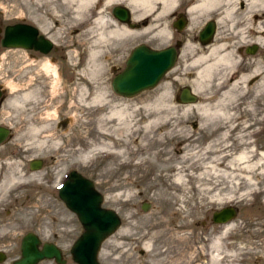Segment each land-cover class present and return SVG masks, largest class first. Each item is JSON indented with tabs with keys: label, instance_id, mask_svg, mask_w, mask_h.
Returning <instances> with one entry per match:
<instances>
[{
	"label": "rangeland",
	"instance_id": "obj_1",
	"mask_svg": "<svg viewBox=\"0 0 264 264\" xmlns=\"http://www.w3.org/2000/svg\"><path fill=\"white\" fill-rule=\"evenodd\" d=\"M31 1L32 11L37 10L42 15L44 30L49 29L52 21L57 22L58 29L53 34L56 48L47 54L33 52L30 59L24 50H6L0 55V83L6 90L5 98L0 104V126L9 127L11 130V135L0 144V185L10 179L14 181L4 196H0L1 229L25 231L38 227L48 240L55 239L67 256L70 245L82 231L76 215L58 195L59 186L72 169L93 180L95 188L103 196L102 206L113 209L121 219L119 227L101 245L98 253L101 264L112 259L113 255L110 253L116 256L128 248L122 242L127 228L134 231L130 235L133 238L130 252L131 256L137 257V262L150 260L152 253L157 252L156 258L161 264H173L178 259L183 261L181 264H197L200 262L197 255L188 251V231L194 225L189 220L199 221L215 208L233 205L239 209L234 221L253 217L264 221V174L258 172L259 170L252 172L254 182L240 176L235 180L220 178L213 181L216 183L214 186L212 181L191 174L196 169L200 172L202 164L199 161L190 159L191 162L186 158L175 159V162L171 160L175 156L177 143L184 136L187 145H184V141L179 145L184 147L183 151L192 146V150L201 148L198 151L201 158L205 155L201 151L202 147L198 145L197 136L205 135L206 121L202 120L201 123L195 112L187 120V115L180 109L182 105L176 100L181 89L191 87L190 82L194 79L187 74L191 69L185 65V59L180 57L154 88L129 98L114 92L111 81L125 67L131 50L139 44L150 48L164 47L169 43L166 29H163L165 32L161 36L149 31L131 35L121 41L112 38L106 44L108 49L99 57L102 68L91 76L88 66L92 63L87 60L89 37L87 33L77 36V31L71 32L81 23L75 18L70 2ZM28 2L3 0L0 3L3 9H0L5 16L22 17L26 13ZM179 2L184 7L188 0ZM43 8L50 12L46 20L43 17ZM55 10L62 14L56 16ZM205 19L198 14L197 24H190L191 29L186 31L192 34L191 44H197L193 37ZM51 64L55 66L49 68ZM46 65L48 71L51 69L49 72L45 71ZM233 65L218 67L214 80L216 83L208 85L202 91L203 94H195L197 102H200L201 95L214 93L219 81H226ZM52 68L57 70L56 74ZM178 75L179 79H175ZM78 81L89 83L87 92L90 95L85 96L86 101L80 102L81 105L75 101V84ZM226 83L229 84V81ZM13 85L15 87L11 89ZM97 85L104 88L107 103L91 107L86 102L90 101ZM37 86L40 92L38 105L32 107V104L26 103L22 108L11 104V99L16 94L25 91L27 87L34 89ZM79 86L76 89L79 90ZM56 89L57 92L53 93L52 90ZM165 90L168 92L167 96L163 95ZM235 93L236 90L233 94ZM109 99L113 102H108ZM57 107L56 116L45 122L51 125L53 140H57L58 145L36 144L47 134L42 133L30 139L26 116L37 114L40 119L35 124L40 125L44 122L42 113L49 112L53 116V108ZM114 107L126 109V115L121 120L115 117L98 120L99 116L107 114ZM27 111L30 112L28 115ZM246 131L247 129L239 130L241 135L235 140L237 144L240 143L237 152L243 148L252 150L253 143L244 144L248 140ZM187 134L191 137H186ZM192 138L193 142L190 143ZM91 149L95 151L87 159L80 158L82 153ZM200 157L197 156L196 159L201 160ZM34 159L43 161L39 169L30 168V162ZM253 159H256L255 156ZM187 163H190L193 170L190 174ZM175 165L180 166V172L184 173V186L173 184L174 172L171 170ZM204 181H208L217 190V194L216 191L207 195L201 192ZM191 188L195 190L191 192ZM145 204L147 210L144 211L142 206ZM246 231H238L233 241L230 238V243H223L221 241L225 238L218 237L226 248L218 252L219 255L223 254L220 263H256L252 257L253 252L248 247L254 242L250 240L251 234ZM54 233L56 237L53 238ZM12 235L14 238L10 240L11 243L17 239L18 234L15 232ZM140 237L151 241V247H140ZM262 243L264 244L263 241ZM231 248L235 252L229 257L226 250L230 251ZM163 251L167 252L163 255ZM207 251L209 253L210 248ZM258 253L264 255V247ZM125 256L121 254V257L112 260L120 262ZM67 258L66 264H75L70 255ZM202 258L204 259L203 255ZM48 264L53 262L48 261ZM207 264H210V258H207Z\"/></svg>",
	"mask_w": 264,
	"mask_h": 264
},
{
	"label": "bare ground",
	"instance_id": "obj_2",
	"mask_svg": "<svg viewBox=\"0 0 264 264\" xmlns=\"http://www.w3.org/2000/svg\"><path fill=\"white\" fill-rule=\"evenodd\" d=\"M62 1L63 3L70 2L72 12H75L74 13L75 18H78L80 20V23H83L86 21L85 17L86 18L88 17L87 15L88 14L87 12L89 11L88 7L89 5L92 4L93 0H62ZM106 1H107V8L116 1L126 2L128 5H130V7H132L134 12L138 8V17H145L148 15L154 16V14L156 13V20H155L156 24L154 25V20H151L148 26L143 27L140 30L132 29L130 27L128 28L120 27V26L117 27L115 26L113 21L110 18H108L107 14L104 12L105 9H102V10H99V12H96L94 15V19H92L89 24L87 23L83 24L80 27V29L77 30V33H76L77 36L80 34H85V33L88 34V37H89L88 39L90 41V44L87 46L89 48L88 53H87V60H89V63H92L91 65L88 66L90 70L89 73L91 76L94 75L97 72V70L102 68V63L100 62L99 57L101 56V54L103 55L104 54L103 52H105L108 49L106 44L108 43L109 40H111L112 38H115L118 41H121L122 39L127 38L131 35L141 34V33L149 32V31H153L155 35L164 33L165 32L163 31L164 28H160L162 27V24L160 26H158L157 24L159 22L157 16L158 17L162 16V18L166 17L167 19H171L172 15L176 14L177 11L179 10V4H180L179 1L181 0H106ZM246 1L247 3L245 5L247 7L248 12L251 11L252 10L251 8H253L254 6L264 11V0H246ZM234 2H235L234 0H194L190 4L187 10V13H186L187 15L186 17H188V20H189V22H187L188 29L189 30L191 29L190 24L191 25L197 24L196 20H197L198 14L201 16H204L205 18L206 17L208 18L209 16H211L213 12H215L216 14L215 16L217 15L219 16L218 23L222 24V20H224L227 23L225 19H228V20L233 19V14L235 13L234 12ZM223 6L225 7V10L219 12L218 9H220ZM55 15L58 16V14H55ZM182 15H183L182 17L186 19L183 13ZM236 34L240 35L241 31L236 32ZM190 39L192 40V36L190 37ZM226 39L227 38L224 37V32L222 31V28L220 27L219 32L218 34H216L213 42L208 46L203 47V46H199L198 44L196 46V44L193 45L190 43L191 40L186 41L187 44H185L184 46L181 57H182V60L185 59L184 60L185 65L191 69V71L187 73L188 76L194 77V79L190 82L192 85H190L191 87H189V89H191L190 91L193 92L194 95L197 93L203 94L202 91L204 92L206 88L208 87V85H212V84L214 85L216 83V82L214 83V80H215V74L217 73L218 67L224 66V65L231 66L232 64H235V60L237 57L233 49L234 47H231L232 45L226 46V44L223 43V40H226ZM153 50H161V49H153ZM184 56L185 57L187 56V57L183 58ZM53 66L55 65L51 64L49 65V68ZM73 66L75 65L73 64ZM44 67L47 68L48 65ZM50 70L51 69H49V71ZM45 71H48V68L45 69ZM52 71L54 72V74L57 73V70H55L54 68H52ZM250 75H251L250 73L246 75H241L238 80L229 82V84L226 83L227 81H229L228 79H226V81L224 82L219 81L217 90L214 93L209 92L211 95L210 94L201 95L200 102H197V95H196V101H193V102H181V100L178 98V96L180 97V95L176 97V100L182 105L180 106L181 107L180 109L181 110L183 109L184 115H187L186 119L188 120L189 118H191L192 113L195 112L196 116L197 115L199 116L201 123H202V120L206 121L205 122L207 124L205 125L206 131L204 132L205 137H207L208 135H212V136H210L208 141L203 143V145L201 146L202 153L203 151L205 152V155L202 156L203 158L200 157V153L198 152L201 148L196 149V150L191 149L189 153L186 152L187 150L183 151L182 149L183 146L181 147L179 145L182 144L183 141H184L183 142L184 145L185 144L187 145L186 138L184 136L182 141H179L177 143L178 147L174 149L175 156L171 157L172 162H175V159L180 160L181 158H186L191 162L192 160L190 159H193L194 161H199L202 164L199 169L200 172L196 171L197 169L193 172V170L191 169L190 163H187L186 167H189V170H190L189 174L190 172H193L191 174H196V176L198 177H203L204 179L212 181L211 182L212 184H214L213 181L218 180L220 178L226 179V180H235L239 178L240 176H242L244 179L250 182H254L253 180L254 175L252 174L253 171L257 172L259 170L258 172L264 174V151L260 153H253L254 152L253 148L252 150L243 148L240 152L232 153V151L234 150L232 146H230L231 141L236 140V138H233L232 135H230V133L236 130L237 124L238 125L241 124L237 122L239 118L238 114L240 110L242 109V110L249 112L248 109L250 106L247 105L246 102L241 103L238 100L239 98H242V94L243 96L245 95V92L243 91L244 86H241L242 85L241 83L246 79V77L247 78L250 77ZM175 79H179V75L175 77ZM262 83L264 84V78H263ZM57 84H59V81L57 82ZM88 84H89L88 82H84V81H80V82L78 81L75 84L76 85L75 101H78L79 103L78 105H81L80 102L86 101L85 96L90 95L87 92ZM77 86H79V90L76 89ZM227 86L228 88L225 89V87ZM13 87H15V85L11 86V89ZM38 87L39 86L35 87L34 89L30 87L25 88L24 89L25 91L19 92L18 94H16L15 98L11 99V104L15 105L16 107L22 106V108L25 107L26 103H27L26 105L32 104L33 105L32 107L38 105L39 98H40L38 96L40 95ZM56 88L59 89L58 87ZM57 89L52 90L53 93H56ZM235 90L237 92L235 94L239 95L238 97L236 96L234 97L235 94L233 93L235 92ZM167 93H168L167 90H165L163 95L165 94L167 96ZM92 94L93 95L90 101L86 102L87 104H89V106L98 107L100 105H104L105 103H107L106 101L107 95H105L104 88L102 86L97 85L95 88V91ZM156 101H158V99ZM108 102H113V101L109 99ZM59 107L53 108L54 110L52 114L53 116H51L49 112L42 113L43 115L42 116L40 115V116L42 117L44 122L40 125L35 124V122L38 119H40V117H38L37 114H35L34 116L32 114L30 116H26L28 119L27 130H28V133H29L28 136L30 139L35 138L36 136L38 137V135L39 134L41 135L42 133L47 134L42 139L38 140L36 144L41 145V146H45L47 144H51L53 146L58 145V141L53 140L54 139V137H52L53 129L51 125L45 122V120H50L51 117H55L56 114L58 113ZM29 113H30L29 111L26 112L27 115ZM123 115H126L125 108L120 107L117 109L116 107H114L110 109V111L107 112V114H103V116H99L98 120L102 121L104 118L108 119V118H113V117L121 120ZM181 128L183 129V127ZM100 129H101V126H100ZM243 130H246V128H244ZM209 132L211 134H208ZM246 136L248 137V140H249L250 136L248 135ZM186 137L189 138L191 136L190 134H187ZM197 138L200 140L199 136H197ZM248 140H246L244 144L246 143L249 144L250 142H248ZM192 142H193V138L191 139L190 143ZM94 151L95 149L86 151L80 155V158L87 159L89 155ZM197 156H199L201 160L196 159ZM254 156L256 158L255 160L253 159ZM175 166L176 167H173L171 170L172 172H174L172 173L173 181H174L173 184L184 186L183 185L184 173L180 172L181 170V169L179 170L180 166H177V165ZM243 171H246V173H243ZM186 173L188 172H185V174ZM13 182H14L13 179L12 180L10 179L6 182H3L0 185V196L1 197L4 196L5 191L12 185ZM203 183H204V186L202 187L201 192H204V194L207 195L210 192L211 194H213L216 191L215 194H217V190H214L213 187L210 186L208 181H204ZM214 186H216V183L214 184ZM191 190H195V189L191 188ZM173 193H176V192L173 191ZM145 206L147 205L145 204ZM230 226H232V224L225 225L224 228L225 227L229 228ZM125 234L126 235L124 239L122 240V242L126 243V246H128V248L124 249L122 252L127 254L126 255L127 259H130L131 256L129 254L131 253L130 248L132 246V240H133V238L130 235L134 234V231H130L127 228L125 229ZM141 237L138 239L139 241L138 245H140V247L150 248L152 245L150 244L151 241L149 240L146 241L144 240V238H141ZM221 242H220V239H218L217 237H214L209 242L207 249L210 248L211 251H209V253L207 251L208 257L207 256L206 257L210 258V264L225 263V262L220 263L222 262L221 258H223V254L219 255L218 253V252H221V250L226 249ZM166 252L167 251H163L162 254L164 255ZM226 252L227 254H229V257H231V255H233L232 253L235 251L231 249L230 251L226 250ZM168 253L170 254L171 252L169 251ZM152 254H151L152 256L149 257L150 260L147 259L146 264H161L160 260L156 258L157 252H153ZM116 256H117L116 258L121 257V255H116ZM113 258L114 256H112V259ZM182 262L183 261L181 259L180 260L178 259V260H175L173 264H181ZM99 263L101 264L100 261Z\"/></svg>",
	"mask_w": 264,
	"mask_h": 264
},
{
	"label": "flooded vegetation",
	"instance_id": "obj_3",
	"mask_svg": "<svg viewBox=\"0 0 264 264\" xmlns=\"http://www.w3.org/2000/svg\"><path fill=\"white\" fill-rule=\"evenodd\" d=\"M28 1L29 2L26 7V13L22 17L5 16L1 11V9L3 8L0 4V55L3 51L11 49L24 50L29 59L31 58L33 52L41 53L39 51L34 50L33 48L5 47L2 45L6 29L8 27H13L17 25H19V28L24 29V37L26 39L28 38L29 42L31 41V31L35 29L36 40H38L40 36H43L47 39L49 38L48 40L52 43V49L50 51L56 48V42L54 41L53 34L54 32H57V22L52 21L49 26V29L44 30L42 28V15L37 10H35V12L32 11V1ZM193 1L194 0H188L186 6L184 7H181V5H179V10L176 14L172 15L171 19H167L166 17L162 18V16H157L159 21L157 23L158 26L162 24V27L160 28L166 29L169 33V43H167L164 47H156L153 49H162L169 46L174 47L176 51V58L173 67L178 62V59L182 56L184 46L185 44H187L186 41L191 40L190 37L192 36V34L190 32H186L187 30H189L187 27L188 17H186V13L190 4ZM234 1L235 13L233 14L232 20L225 19L227 23L222 20V24H220L218 23L219 16H215L216 14L215 12H213L211 16H209L208 18L206 17V19L201 23L199 28L196 30L193 39L197 41V44L199 46H208L213 42L216 34H218L219 32V28L221 27L222 31L224 32V37L227 38L226 40H223V43H225L226 46L232 45V47H234L233 49L237 57L235 60V64L232 68L231 74L228 76L227 79L229 80V82H233L234 80H238L241 75H246L249 73L251 74L250 77H246V79L241 83V86H244L243 91L245 92V95L243 96L242 94V98H239L238 100L241 103L246 102V104L250 106L248 109L249 112L242 109L240 110L237 122L241 124H237L236 130L230 133V135H232L233 138H236L238 135H241L239 134V130H243L244 128H246L247 132L245 133V135L250 136L248 142H250L251 144L253 143V153H260L264 151V84L262 83L264 78V11L254 6L253 8H251L252 10L248 12L247 7L245 5L247 3L246 0ZM1 2H3V0H0V3ZM102 9H105L104 12L107 14L108 18H110L117 27H130L132 29L140 30L143 27L148 26L151 20H154V25L156 24V13L154 14V16L148 15L145 17H138V8L134 12L132 7H130V5H128L126 2L116 1L107 8L106 0H93L92 4L88 7L89 11L87 12L88 17H85L86 21L81 23V25H79V27L73 30V32L76 33V31L79 30L83 24H89L91 20L94 19L95 13L99 12V10ZM223 10H225L224 6L218 9L219 12ZM43 13V17L46 20V17L50 12L46 8H43ZM182 13L185 15L186 19L182 17ZM55 14L61 15L62 12L57 13L55 10ZM123 18H126V20L123 21ZM55 19L57 20V18ZM209 27L213 28L210 35L208 34ZM238 31H241L240 35L236 34V32ZM158 35L161 36V34ZM5 95L6 90L2 87L0 83V104L4 100ZM178 98L180 99L179 96ZM194 126H196V124H194ZM10 133L11 130L9 131V135H11ZM210 136L212 135H208L207 137H205V135H200L198 145L202 146L203 143L208 141ZM230 146H232L234 150L232 151V153L237 152V150L239 149V144H237L233 140L231 141ZM189 149L190 150L186 151L187 153L191 151L192 146H190ZM193 191L194 190H191V192ZM225 206L211 210L209 214H205L204 218L200 219L199 221L189 220V223L194 225L193 228H190V230L188 231V251L192 254L197 255L198 260H200V262H197V264H201L202 262L207 264L206 256L209 240L213 239L214 237H220L225 238V240L222 241L223 243H230L231 241H233V239L236 238V234H238L239 232H241L242 229H244L247 230V234H251L250 240L254 242V244H251L248 247L253 252L252 257L255 258V264H264L262 262V260H264V255L262 253H258L260 250H262V247H264V244L262 243V241L264 242V221H259L258 219L253 217L251 219H245L242 221L231 220L225 224L215 222L213 219V214L217 210H220ZM234 207L236 209L237 215L239 213V209L236 206ZM1 222L2 221H0V223ZM228 224H232V226H230L229 228H224V226ZM80 226L82 228L81 224ZM241 227L243 228L240 229ZM15 232L18 234L17 239L11 243L10 240L14 238L12 234ZM27 234H31L36 238L37 248L40 251H42L43 248L47 246V244L57 246L61 251V259L64 261V264H66L68 261V255H70L72 259L71 248L77 237L80 235L79 234L74 240V242L70 245L68 251L69 254H67L66 256V252L61 248V245L55 239L48 240L45 235H42V231L38 227L25 231H15L9 228H0V264H16L22 258V241L24 236H26ZM54 237H56V233H54L53 238ZM231 249L234 250V248ZM194 250L197 252H194ZM110 254L111 256L113 255L114 258L117 257L115 256V254ZM121 254L127 255L124 252H121L117 255ZM129 255L131 256L132 253H130ZM202 255L204 259L202 258ZM126 257L127 256L122 258V261L120 262L109 260L107 264H146L147 262H137V257L134 258L133 256H131L130 259H127ZM48 261L53 262V264H59L54 258H42L39 259L35 264H48Z\"/></svg>",
	"mask_w": 264,
	"mask_h": 264
},
{
	"label": "water",
	"instance_id": "obj_4",
	"mask_svg": "<svg viewBox=\"0 0 264 264\" xmlns=\"http://www.w3.org/2000/svg\"><path fill=\"white\" fill-rule=\"evenodd\" d=\"M123 21L126 18L122 19ZM208 28V34L212 32ZM24 29L19 25L8 27L2 45L5 47L33 48L36 51L47 54L52 49V43L47 38L40 36L36 40V30L31 31V41L24 37ZM176 58L175 48L172 46L161 50H153L145 44L135 46L122 71L116 74L112 81L115 93L122 97H133L145 90L156 86L173 66ZM189 87H183L180 91L181 102L196 101V95ZM9 135V128L0 126V144ZM41 160L34 159L30 162L32 170L39 169ZM58 195L78 218L83 232L75 240L72 248V260L77 264H100L98 253L102 243L120 225L119 215L109 208L102 207L103 196L95 188L93 180L83 176L76 170H71L62 185L58 189ZM142 209L147 210L143 205ZM236 216L233 206H226L213 214V219L218 223H226ZM22 258L16 264H35L42 258H54L59 264H64L61 259V251L52 244H47L40 251L37 248V240L31 235L24 236L22 241Z\"/></svg>",
	"mask_w": 264,
	"mask_h": 264
}]
</instances>
